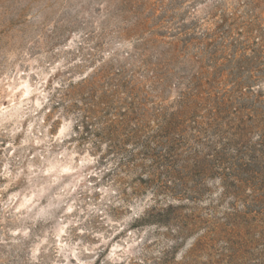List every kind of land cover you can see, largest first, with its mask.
Segmentation results:
<instances>
[{
  "label": "rangeland",
  "instance_id": "rangeland-1",
  "mask_svg": "<svg viewBox=\"0 0 264 264\" xmlns=\"http://www.w3.org/2000/svg\"><path fill=\"white\" fill-rule=\"evenodd\" d=\"M100 70L166 164L75 133ZM263 128L264 0H0V264H264Z\"/></svg>",
  "mask_w": 264,
  "mask_h": 264
},
{
  "label": "trees",
  "instance_id": "trees-1",
  "mask_svg": "<svg viewBox=\"0 0 264 264\" xmlns=\"http://www.w3.org/2000/svg\"><path fill=\"white\" fill-rule=\"evenodd\" d=\"M113 74L119 75L118 72ZM115 78H110L109 73L100 70L92 75L90 79H85L81 85L73 86L67 92L62 93L61 97L63 99L75 100L72 104L73 108L74 106L75 109L77 107L78 113L75 120L77 123L74 127L75 133L79 134L82 139L92 137L94 140H91L90 143L96 148L98 144L105 145L111 156L118 157L116 163L121 167L131 164V166L142 168L143 166L137 164L139 158L144 160L149 158L155 166H163L169 159L167 154L164 155L161 154V151H157L158 147L160 149L163 146L159 138H133L136 135L134 129L136 124L133 123L135 117L131 114L140 102L136 100L135 94L129 91L128 87ZM131 123H133L132 126H130ZM240 126L239 130H243V125L240 124ZM175 129L174 133L178 135V129ZM261 129H258V131L260 137L264 138V130ZM128 145L132 146L133 149H127L126 146ZM138 147L140 150L133 152L134 148ZM208 159L204 161L205 172L202 169L200 173L212 176L215 172L213 167L215 168L217 165L211 158ZM219 160L218 163H221L222 161ZM215 161L217 162V159ZM111 171L113 174H117L114 168ZM251 173L249 177L243 178L226 173H218L216 176L228 185L234 182L240 183L236 186L239 189L240 187L251 186L254 176L257 174L256 172ZM230 176L233 177V182L228 180Z\"/></svg>",
  "mask_w": 264,
  "mask_h": 264
}]
</instances>
